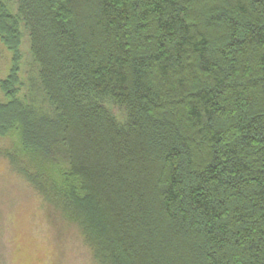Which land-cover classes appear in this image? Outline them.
Wrapping results in <instances>:
<instances>
[{
  "label": "trees",
  "instance_id": "obj_1",
  "mask_svg": "<svg viewBox=\"0 0 264 264\" xmlns=\"http://www.w3.org/2000/svg\"><path fill=\"white\" fill-rule=\"evenodd\" d=\"M0 43L2 154L96 264H264V0H0Z\"/></svg>",
  "mask_w": 264,
  "mask_h": 264
},
{
  "label": "rangeland",
  "instance_id": "obj_2",
  "mask_svg": "<svg viewBox=\"0 0 264 264\" xmlns=\"http://www.w3.org/2000/svg\"><path fill=\"white\" fill-rule=\"evenodd\" d=\"M21 42L19 75L27 93L34 72L23 29ZM10 63L11 54L0 43V81L9 74ZM4 101L0 91V103ZM15 147L17 134L0 139V264H96L80 228L49 205L2 154Z\"/></svg>",
  "mask_w": 264,
  "mask_h": 264
}]
</instances>
